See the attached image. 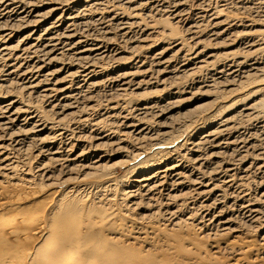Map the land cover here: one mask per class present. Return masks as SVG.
<instances>
[{
    "label": "bare ground",
    "instance_id": "obj_1",
    "mask_svg": "<svg viewBox=\"0 0 264 264\" xmlns=\"http://www.w3.org/2000/svg\"><path fill=\"white\" fill-rule=\"evenodd\" d=\"M211 1L0 0V179L21 175L31 186L34 171L79 182L41 214L0 202V264H155L129 256L119 231L96 221V208L74 196L87 188L108 202L118 191L126 212L153 211L168 231L200 221L205 238L239 239V215L259 225L257 236L225 248L264 256L255 244L264 241V186L249 189L264 175V0ZM104 82L112 90L100 107L89 100ZM206 92L213 101L174 136L166 122ZM27 141L39 145L36 162L16 155ZM116 154L130 165L118 180L102 174Z\"/></svg>",
    "mask_w": 264,
    "mask_h": 264
},
{
    "label": "rangeland",
    "instance_id": "obj_2",
    "mask_svg": "<svg viewBox=\"0 0 264 264\" xmlns=\"http://www.w3.org/2000/svg\"><path fill=\"white\" fill-rule=\"evenodd\" d=\"M215 1L214 0L211 1L212 2L211 8L212 7L215 8L218 5H219L218 7H220L221 6L220 4H222L223 2H231L232 0L231 1L230 0H222L223 2L221 0H219V2H218V0H215ZM171 6H172V4H170V3L165 4L166 8L171 7ZM160 16L167 17L166 14L160 13V15H158L159 18L157 17L158 21L160 20ZM193 20H194V17L193 18L191 17L190 21H193ZM206 22H208V21H206ZM158 25H160V22H158ZM159 27L171 29L170 26H168V24L167 25L162 24ZM97 29L96 28L94 29L95 32L99 31ZM180 29H182V27L177 29L179 33L181 31ZM183 32H184V30H183ZM92 34L95 35V33H93V31H92ZM97 34H99V33H97ZM229 37H227V38L229 40L231 39L230 41H232L233 43H235V42L237 43L238 39H236L235 36H234L235 38L232 36H229ZM228 39H226L225 43L222 44L225 47H227V45L229 43H230L229 45L233 44ZM234 39H235V41H234ZM113 43L116 44L115 41ZM242 48H244V47L242 46ZM198 76L202 77V78L200 77L202 81H207L208 80L207 78H209L207 74L201 75L199 73ZM204 76H206V77H204ZM189 79H190L189 77H183L180 79V82H186ZM102 85H101V88L98 90V92L96 91L94 93L95 95L94 94L91 95L92 99L89 100V101L93 102V100L95 99L94 100L95 102H93V104L95 103L97 106H100V107L105 105L106 101L108 99H110L111 93H108V92H111V90H112L111 89L112 86L109 82H104V84H102ZM15 90H17V89H15ZM98 93H99V95H98ZM211 93L212 92H209V93L206 92L205 96L207 98L205 100L203 99L202 102L188 105L187 108L186 107L181 108L180 110L176 111L177 113L174 116V118L169 120L170 123H169V121L166 122V125L173 127V129L175 130L174 136L178 137L181 134V131L186 129L187 126L189 127L191 125L192 120L194 121L200 115L199 113H201V112L198 111L199 109H197V107L200 108L202 106V104H206V102L209 103L210 100L213 101V98H211V97H213V93L212 94ZM96 96L97 97L99 96L100 98H97ZM104 98H106V100H103ZM100 101L103 104L100 103ZM112 101H115V98ZM91 102H86V103L89 104ZM86 103H82L80 105V107L83 108V106H85ZM227 105H229V104H226V106ZM192 111H194V112H192ZM175 119H178V120H175ZM187 120H189V121H187ZM174 121H176L177 123H175ZM162 122L164 123V121H162ZM171 122H173V123H171ZM182 122H184V126L181 125V124H183ZM110 124H112V123H110ZM113 124H115V123H113ZM179 125H181V126H179ZM178 126H179V128H178ZM179 129H181V130H179ZM16 132L19 133L16 130H14L12 132L14 136L22 135V133L17 134ZM178 132H180L179 135H178ZM253 133H255V132L253 131ZM0 135H2V134H0ZM26 145L29 147V149H30V146L33 149L32 148L30 150L27 149L28 147ZM78 145L81 146L80 150H82V147L84 146V144H78ZM34 146H35V148H34ZM23 148L21 150H18L16 155L19 154L20 157L19 156H17V157L21 158V156H22L21 153H24L22 156V161L24 160L23 162H27L29 160L31 163H33L32 159H34V155L37 156V151H39V149H40L39 145H33V142L27 141L25 143V145L23 146ZM160 150L161 151L169 150V146H163ZM26 151H29V152H27L29 156L27 155ZM109 154H111V153H109ZM112 154H114V153H112ZM24 156L27 159L26 161H25ZM123 157H124L123 154L122 155L116 154V155H114V157H111V161L108 164L109 168L105 169V171L102 174H107V173L113 172L114 174L113 173L112 174L114 175L113 176L114 179H116V178H117V180L121 179L122 176H124L126 168L130 166L127 163V158L126 157L123 158ZM146 159H148V158H146ZM34 161L36 162L35 159H34ZM25 165H26V163H24V164L22 163L20 165L21 167L19 168V170L23 171L24 169H26ZM22 171H20L19 173H22ZM33 172H32V177L33 178L35 177L34 178L35 182L33 181L31 183L32 184L31 186L24 185L26 183V180H25V178L23 179V177L21 175H19V177H17V179H16L17 181L16 180L15 181H8V180L0 179V202H14L15 201L16 203L19 204L18 209H20V211H22L23 213H27L30 215L31 214L32 215L39 214V213L41 214L46 209H49L50 207L56 206V204H55V201H56L55 197L56 196L55 195L58 192H60L61 195L65 194V195H67L66 197H68L69 195H71L69 193L71 188H73L76 185H77V187L79 186V184H78L79 182H74L73 180H71V178H68V180H67V178H65L63 176L61 177L60 176L61 174L59 172L54 173V175L52 176L53 181H52V179L50 181H40V179L36 178V173H33ZM102 174H100V175H102ZM255 175L253 176L254 180L252 179L251 185H249L250 194H252V195L257 194V192L259 190V189H257V187L260 188L261 186H264V183H263L264 179H262V178H264V175L261 173H257ZM257 177H259V178H257ZM87 179L90 180L91 178H87ZM66 180L67 181L70 180V181L67 182ZM80 180H82V178ZM254 181H256V182H254ZM12 182H14V183H12ZM20 182H21V184H20ZM51 182H53L54 184ZM15 184H17V185L15 186ZM94 190L87 188V189H85V192H83V193L78 192L74 196H77V198L79 199L80 202L83 203V205L86 204L90 208H96L97 214L94 215L95 218L97 219L96 221L101 222L100 220H104L106 222V224L109 225V228L111 230L115 229V231H119L117 233L122 235V240H120L121 241L120 242L121 247L124 248L127 251V253H129V256L130 255L133 256L134 254H140L141 256H144V258H146V259H148V258L153 259L155 264H156V262H157V264H264V256L258 257L257 255H255V256L249 255L246 252L237 253L235 251V250H237V248L239 249V248H242L246 245H249L250 243L248 242V238L256 237L257 232H258L257 227H259V225L255 224V223H253V224L245 223L246 221L243 220L239 215H237L236 212H233V213H235V217L237 215L236 220L238 222L236 221V223L238 224V226L242 225V227H243L246 224V226H244L242 229L244 232V235H240V238L237 240L233 239L230 236L229 237H226V236L212 237L211 236V237L205 238V234H200V232H199V227H200L199 225H202V224H200V221L196 222V223H188V226H190V227H185V228L183 227V228L176 229L173 231H168L167 229H169V228L165 227V225L167 223L164 222V220L162 218L157 217L155 214H153V215H155V216H153L152 215L153 211L148 212L146 210L134 209L132 212H129V213L126 212L124 210V208L119 205L120 204L119 203L120 194L118 193V191L117 192H116V190H114L115 192L113 191L114 194H116V193L118 194V195H116L115 200L108 202L106 200H103L102 197L100 198L101 193H99V191H98V193H99L98 194L97 191L96 190L94 191ZM96 197H97V199H96ZM112 199H114V198H112ZM146 214H148V215H146ZM144 215H146V216L150 215V217L152 216L151 217L152 219H147L144 217ZM238 217H240V218H238ZM239 220L240 221L242 220L244 225ZM163 222H164V225H163ZM133 224H135V227H137L138 229L136 231H133L134 233L133 232L128 233L127 228L130 226L134 227ZM248 225H251V227ZM253 225L255 226V229H254ZM246 227H248L249 231L247 229L244 230V228H246ZM249 227H250V229H249ZM195 228H197V229H195ZM252 229H253V231H252ZM143 231L144 232L147 231L150 235V238H148L146 240L143 238L144 236L138 237L139 236L138 232L140 233ZM254 231H256V232H254ZM35 237H37V235H35L33 238H35ZM255 242H256L255 244L258 247L261 245L264 246V241H262L260 239H259V241L256 240ZM228 243H229V246L232 248H235V250H233V251L232 250L230 251L229 249L227 250L225 248V246ZM31 246H32V242L28 241L27 247H31ZM213 246H215L219 249H214Z\"/></svg>",
    "mask_w": 264,
    "mask_h": 264
}]
</instances>
